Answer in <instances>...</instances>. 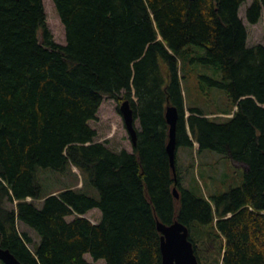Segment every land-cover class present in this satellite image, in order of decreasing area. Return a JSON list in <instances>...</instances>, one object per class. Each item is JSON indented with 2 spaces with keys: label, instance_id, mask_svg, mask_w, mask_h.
<instances>
[{
  "label": "trees",
  "instance_id": "16d2710c",
  "mask_svg": "<svg viewBox=\"0 0 264 264\" xmlns=\"http://www.w3.org/2000/svg\"><path fill=\"white\" fill-rule=\"evenodd\" d=\"M52 1L65 44L42 0H0V247L23 264H95L86 254L162 264L157 222L178 221L198 264H264V43L247 45V0ZM263 11L264 0H251L245 17L254 24ZM181 58L193 75L189 61L220 72L199 78L225 91L222 105L185 104ZM105 96L128 100L139 122L131 152L97 141L89 124ZM170 105L176 147L196 142L244 165L239 186L207 198L182 186L167 151ZM67 166L81 185L46 191L38 167ZM86 185L99 197L79 191ZM93 208L97 223L84 216ZM18 222L38 235L33 249Z\"/></svg>",
  "mask_w": 264,
  "mask_h": 264
},
{
  "label": "rangeland",
  "instance_id": "374dc122",
  "mask_svg": "<svg viewBox=\"0 0 264 264\" xmlns=\"http://www.w3.org/2000/svg\"><path fill=\"white\" fill-rule=\"evenodd\" d=\"M42 2L46 15V24L53 35L54 41L59 44H65V28L58 16L53 1L42 0ZM250 2L251 0L245 1L239 8V17L243 20L247 28V45L249 46L264 43V11L257 23L250 24L245 17V8ZM189 46L195 48L194 45ZM181 62V72L183 73L181 81L185 104L196 105L208 112L222 105L219 98L226 97L225 91L220 88L210 87L205 81L199 78V74H207L214 78H220V72L214 66H201L196 62L189 61L188 67L193 66L195 68L193 75L191 69L184 70V61L182 58ZM218 96L219 98H216ZM119 105L111 97L105 96L96 119L89 123L97 130V141H105L106 145L115 151L125 148L131 152L133 148L132 141L119 111ZM188 113V110H185V114ZM135 125L139 128L138 120L135 121ZM177 167L182 186L189 189L193 194L206 198L216 193H225L230 188L239 186L243 177L241 168L226 156L213 150L205 149L198 151L197 149L194 150L192 147L183 145L177 148ZM224 173H227V175ZM37 177L46 191H56L72 186L80 181L79 171L73 166H67L61 171L38 167ZM213 184L217 188L214 189ZM79 191L99 197L98 191L89 185H86L85 189H79ZM27 200L31 201V198ZM35 204L40 206L41 200H36ZM6 206L12 208L14 204L7 202ZM84 216L91 222L97 223L101 215L97 208H93ZM73 217V215H69L66 217V220L70 221ZM18 230L20 232H27L31 237L29 247L33 249L34 244L39 240L36 232L21 222H18ZM216 247L217 243L213 245V251L216 250ZM85 258L95 264H104V261L101 259L94 261L89 254H86ZM0 264L4 263L0 260Z\"/></svg>",
  "mask_w": 264,
  "mask_h": 264
},
{
  "label": "water",
  "instance_id": "95a60500",
  "mask_svg": "<svg viewBox=\"0 0 264 264\" xmlns=\"http://www.w3.org/2000/svg\"><path fill=\"white\" fill-rule=\"evenodd\" d=\"M120 112L129 133L130 139L134 144L136 142V130L134 127L133 110L128 100L120 104ZM166 120L169 123V140L167 151L170 158V164L175 173V156H176V124L178 120V109L175 106L166 108ZM173 193L178 197L176 187ZM157 229L161 233L160 251L162 264H198L192 242L188 238V229L178 221L166 225L157 222ZM0 260L4 264H23L8 249L0 247Z\"/></svg>",
  "mask_w": 264,
  "mask_h": 264
},
{
  "label": "crops",
  "instance_id": "0c3cea01",
  "mask_svg": "<svg viewBox=\"0 0 264 264\" xmlns=\"http://www.w3.org/2000/svg\"><path fill=\"white\" fill-rule=\"evenodd\" d=\"M101 107V106H100ZM100 109V108H99ZM99 111V110H98ZM98 113V112H97ZM230 113H225V114H221L222 116L221 117H229L228 115H229ZM96 117H97V114H96ZM90 124V123H89ZM190 147H192V149H197L198 150V145H197V143L196 142H193V145L192 146H190ZM237 164V166H239V168H241V170H242V172H244V170H245V167H244V165H242V164H240V163H235V165ZM224 174H226L227 175V173H224ZM79 178H80V181H79V183H76V184H74L73 186H75V187H79L80 185H81V176H80V174H79ZM213 186H214V189L215 188H217V186H215L214 184H213Z\"/></svg>",
  "mask_w": 264,
  "mask_h": 264
},
{
  "label": "bare ground",
  "instance_id": "6f19581e",
  "mask_svg": "<svg viewBox=\"0 0 264 264\" xmlns=\"http://www.w3.org/2000/svg\"><path fill=\"white\" fill-rule=\"evenodd\" d=\"M192 45V44H191ZM189 48V47H188ZM193 52V51H192ZM197 57V56H196ZM200 62V61H199ZM215 65V64H214ZM40 184V183H39Z\"/></svg>",
  "mask_w": 264,
  "mask_h": 264
}]
</instances>
